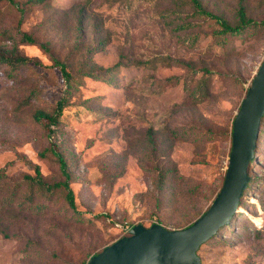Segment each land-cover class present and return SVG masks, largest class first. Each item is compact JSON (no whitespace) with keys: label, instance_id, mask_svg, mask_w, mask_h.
I'll return each instance as SVG.
<instances>
[{"label":"rangeland","instance_id":"1","mask_svg":"<svg viewBox=\"0 0 264 264\" xmlns=\"http://www.w3.org/2000/svg\"><path fill=\"white\" fill-rule=\"evenodd\" d=\"M201 2L235 21L239 0ZM14 3L0 0V54L16 52L29 61L16 69L0 64V264H86L133 226L190 225L194 219L186 221L196 210L205 212L221 188L232 122L264 59V30L219 46L214 21L171 24L163 11L172 5L165 1ZM244 6L249 18L264 20V0H245ZM190 21V29L182 28ZM55 61L67 62L74 72L81 63L98 70L122 63L111 83L81 80L55 133L72 175L75 212L62 192L29 200L24 180L35 167L47 183L63 180L54 158L42 156L48 137L32 118L36 110L51 111L63 94ZM146 61H154L155 69ZM176 61L199 70L192 88L208 76L202 103L187 100V70ZM170 77L179 82L165 83ZM173 129L195 134L173 142L169 156L160 159L147 133L167 130L161 141ZM257 153L250 190L231 228L201 246V264H264V136ZM158 168L176 171L162 193Z\"/></svg>","mask_w":264,"mask_h":264},{"label":"trees","instance_id":"2","mask_svg":"<svg viewBox=\"0 0 264 264\" xmlns=\"http://www.w3.org/2000/svg\"><path fill=\"white\" fill-rule=\"evenodd\" d=\"M6 1L10 5L15 4L14 0H6ZM158 1H165L172 5L170 8H166L163 11V15L168 16L171 24L177 23L179 21L183 22L186 20V18H189V20H194L195 18H198V19L214 21V24L218 26V29L214 31L213 36L219 46L227 45L230 42L231 38L241 36L243 34H247L250 32L254 33L260 30H264V20L260 22H256L247 16L246 11H245V6H244L245 0H239L237 10H236V15H235L236 16L235 21L233 23L227 21L222 16H219L207 10L206 6L202 4L201 0H187V1L186 0H158ZM43 2H45V0H27L26 5L39 4ZM187 6H188V9L186 8ZM185 8H186V12H183ZM183 14H185L186 17H179L180 15H183ZM184 27H186L187 29H190L191 21L190 23L182 26V28ZM191 37H194V39L197 38L194 35ZM22 40L28 43L32 42L30 37L26 35L22 36ZM103 43L104 42H102V44ZM88 52L89 54H92L93 49H90ZM28 61H29L28 58L20 56L16 52H13L12 55L5 56V57L4 55L0 54V64L6 65L13 69L19 68L20 66L26 64ZM170 62H167L166 60H164V64H167L168 66L171 65ZM176 63L179 66H183L187 70V73L183 78V89L186 92L187 100L192 102V104L194 105H198L202 103L208 97V91H207L208 81H209L208 76L201 79L195 85V87L192 88L193 83L195 81V77L198 74L199 70L194 68V66H192L190 63H186L183 61H176ZM54 64L59 68L61 77L64 81L63 94L56 101L51 111L36 110L33 113L32 118L36 123L40 125V127L43 129V131L46 133L48 137V146L42 151V156L44 157L45 155H50L51 157L54 158V161L58 165V169L60 171L61 176L63 177V180L52 183V184L47 183L43 180V177L37 167L34 168V176L33 177L26 176L24 180L28 186L27 198L29 200L32 201L34 196L36 195L40 196L41 198L49 200L56 193L62 192L67 208L75 212L76 207H75V202H74V195L70 188V181L72 180V175L69 172V167L65 160L64 154L61 150V147L59 143L57 142V140L55 139V133H56V130L59 128V126L62 124L61 118L63 116V112L67 107L70 106L71 98L78 91L79 85L81 84V80L83 78H89L95 81L111 83L114 76L117 74L120 67L122 66V63L117 62L113 66L103 69V70L102 69L98 70L94 66L87 67L83 65V63H81L79 64L76 72H74L71 69V66L65 61L63 62L55 61ZM142 64L145 66H150L153 69H155V66H156L154 64V61H146V62H143ZM137 65H141V64L137 63ZM203 72L205 73L204 75L208 74L207 69H204ZM178 82H179V79L177 77H170L165 80V83H169V84H177ZM22 104H24V102ZM166 132L167 130L163 132L149 130L147 133L148 146H151L152 151L154 153L159 154L160 159L167 158L169 156V153L172 149L173 142L177 140L190 141L192 140L190 136H194L195 134V132L192 129H189V130L173 129L170 131V135H171L170 139L168 137L161 141H158L160 140V136H162ZM159 133H161V135H159ZM262 136H264V117L262 118L261 124H260L259 139L257 142V150L255 153V159L257 157V154H258L257 152L259 150V140ZM255 159L253 160V162L255 161ZM253 162L251 163V165L253 164ZM156 172H157L156 173L157 174L156 187H157L158 192L162 193L166 189V186L168 184V179H170L171 176H175L176 171L174 169L163 170L162 168H158ZM250 180H251V177H250ZM250 184L251 183L249 181L247 189L243 193V196L247 194L248 191L250 190ZM203 213L198 214V211L196 210L190 217V220L186 222H190L193 219L196 220ZM235 216L233 217L231 222L234 220ZM231 222L229 223V225H227L223 229L231 228L232 226ZM183 228H185V226ZM218 233L214 237L209 239L206 243H209L212 239H215ZM206 243L202 244L201 246L205 245ZM201 246L199 247V249L201 248Z\"/></svg>","mask_w":264,"mask_h":264},{"label":"water","instance_id":"3","mask_svg":"<svg viewBox=\"0 0 264 264\" xmlns=\"http://www.w3.org/2000/svg\"><path fill=\"white\" fill-rule=\"evenodd\" d=\"M263 117L264 59L233 120L224 179L208 209L179 230H168L159 224L133 226L127 236L104 247L87 264H201L199 247L229 225L238 212L250 181L249 170Z\"/></svg>","mask_w":264,"mask_h":264}]
</instances>
